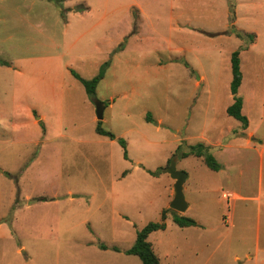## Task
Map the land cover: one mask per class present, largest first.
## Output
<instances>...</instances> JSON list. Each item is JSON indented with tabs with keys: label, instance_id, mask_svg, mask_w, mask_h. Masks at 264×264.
<instances>
[{
	"label": "rangeland",
	"instance_id": "rangeland-1",
	"mask_svg": "<svg viewBox=\"0 0 264 264\" xmlns=\"http://www.w3.org/2000/svg\"><path fill=\"white\" fill-rule=\"evenodd\" d=\"M233 50L250 139L225 112ZM106 60L94 96L113 139L71 73ZM197 144L218 170L180 157ZM174 156L183 212L162 172ZM263 191L264 0H0V264H140L122 251L162 209L159 264H252Z\"/></svg>",
	"mask_w": 264,
	"mask_h": 264
},
{
	"label": "trees",
	"instance_id": "trees-1",
	"mask_svg": "<svg viewBox=\"0 0 264 264\" xmlns=\"http://www.w3.org/2000/svg\"><path fill=\"white\" fill-rule=\"evenodd\" d=\"M54 2H57V0H52ZM237 36H240L239 32H236ZM247 37L251 38V34H247ZM4 63V62H1ZM229 64H230V74L231 79L229 82V90L232 98L231 104H229L225 112L235 118L236 120L240 121V125L242 128H245L247 125V120L244 115L241 114L240 109L242 105L241 98L236 94L237 88L240 84V72H239V57H238V51L233 50L230 53L229 57ZM186 65V63H185ZM109 66V60L104 61L101 63L98 67L97 72L89 79H84L80 77L77 73L71 71L72 75L83 85L84 91L88 96L94 95V89L97 84V82L103 77L104 70ZM95 132L99 135L106 136L109 139H113L114 135L107 129H103L99 125V120L96 121L95 125ZM118 143L120 144L122 148V156L123 158H127L126 148H125V141L123 138H117ZM206 148L201 144H197L194 146H190V150L184 151L180 153V157H185L189 154H193L197 157H202L203 163L210 168L211 170H218L219 165L215 162V160L206 152ZM167 212L166 209H162L160 212V218L159 221H149L146 224H144L140 229L135 231V237L131 245L123 249L124 254L128 255H134L136 256L140 264H159L158 257L154 253L150 243L147 241V236L150 232L158 230V229H164L165 223L164 219L166 218L165 213ZM172 212L171 220L173 223L180 227L184 226H195L197 225V222L188 216L178 215L175 212ZM100 248L105 249L106 245L99 244ZM111 249L114 251H120L116 246H111Z\"/></svg>",
	"mask_w": 264,
	"mask_h": 264
},
{
	"label": "water",
	"instance_id": "water-1",
	"mask_svg": "<svg viewBox=\"0 0 264 264\" xmlns=\"http://www.w3.org/2000/svg\"><path fill=\"white\" fill-rule=\"evenodd\" d=\"M90 101L94 106L96 120H100L102 118L104 104L94 95L90 96ZM175 162L176 157L174 156L168 161V164L162 169V172L167 173L174 180L172 198L168 203V207L174 211L183 212L187 207L182 193V184L186 178V173L182 170H177L175 168Z\"/></svg>",
	"mask_w": 264,
	"mask_h": 264
},
{
	"label": "crops",
	"instance_id": "crops-1",
	"mask_svg": "<svg viewBox=\"0 0 264 264\" xmlns=\"http://www.w3.org/2000/svg\"><path fill=\"white\" fill-rule=\"evenodd\" d=\"M96 120V118H95ZM97 121V120H96ZM248 127V121L245 128H243L244 131L247 130ZM249 135L248 138L250 139L251 134L250 132L246 131ZM99 135V134H98ZM103 136V135H101ZM106 137V136H104ZM261 191V190H260ZM263 196L257 195L253 199L259 201L258 203H255V214H254V233H253V239L255 241L254 244V252L253 253H246L244 255L245 263L248 261H252V264H264V191L261 193ZM236 198H238V195H234ZM260 201H263L262 203ZM260 228L263 229V244L261 248L258 246V240H259V234H260ZM133 242V241H132ZM258 256H262L261 258H258ZM236 259H238V256H235Z\"/></svg>",
	"mask_w": 264,
	"mask_h": 264
}]
</instances>
